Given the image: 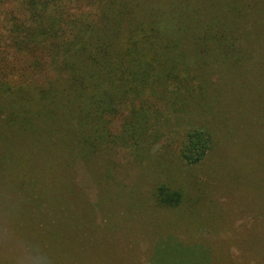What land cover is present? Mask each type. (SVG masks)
I'll use <instances>...</instances> for the list:
<instances>
[{
	"label": "rangeland",
	"instance_id": "rangeland-1",
	"mask_svg": "<svg viewBox=\"0 0 264 264\" xmlns=\"http://www.w3.org/2000/svg\"><path fill=\"white\" fill-rule=\"evenodd\" d=\"M139 1L165 16L179 0ZM204 2L207 10L198 14L204 22L228 20L224 0ZM18 3L0 6V58L23 65L29 57L7 44L4 20ZM142 8L137 13L145 16ZM256 10L248 26L242 17L235 23L229 55L220 44L195 52L190 38L179 48L192 49L178 65L188 64L191 94L174 97V112L159 105L160 134L144 144L137 161L113 145L96 155L76 147L78 126L60 97L51 100L46 118L25 130L29 91L14 87L48 77L28 68L4 77L0 60V82L13 89H0V221L12 226L20 200L43 216L56 236L49 262L40 258V264H264V0ZM122 116L113 117L112 132ZM193 128L207 131L211 145L201 161L188 164L181 146ZM24 156L36 159L35 166L19 167ZM159 185L179 192V203L158 204ZM8 230L0 238L15 237ZM0 264L19 263L0 255Z\"/></svg>",
	"mask_w": 264,
	"mask_h": 264
},
{
	"label": "trees",
	"instance_id": "trees-1",
	"mask_svg": "<svg viewBox=\"0 0 264 264\" xmlns=\"http://www.w3.org/2000/svg\"><path fill=\"white\" fill-rule=\"evenodd\" d=\"M7 1L0 0V6ZM204 1L179 0L177 5L164 8L167 13L161 16L162 9L142 8L139 0H19L17 13L7 11L5 15L7 44L26 54L29 62L22 65L17 59L0 58L5 68L3 75L15 71L22 74L28 68L33 75L48 77L42 83L29 79L14 87L29 91L26 100L31 115L22 127L26 130L32 121L46 118L52 101L60 97L59 102H67L63 107L70 106L69 118L78 126L76 142L81 145L75 143L76 147L96 155L113 145L137 161L144 144L155 141L160 134L159 105L171 112L177 109L175 96L191 94L193 80H187L188 64L178 65L190 58L192 49L187 53L179 48L190 38L195 52L202 46L205 50L220 44L226 46L229 55L235 23L242 17V25L248 26L253 15L258 14L257 4L262 2L224 0L228 20L219 21L216 16L207 24L198 16L199 10H207ZM141 8L145 16L138 15ZM179 69L182 75L177 73ZM50 71L55 78L50 77ZM9 88L0 82L2 91ZM38 108L44 112L36 113ZM119 114L123 115L122 123L114 133L112 119ZM210 145L207 131L190 129L185 134L181 156L186 163L196 164ZM33 160L37 161L24 156L18 166L23 164L24 168L31 161L35 166ZM0 195L1 209L5 195ZM154 196L158 204L165 206L180 201L179 192L165 185L157 186ZM12 211V226L0 221V236L9 228V235L15 237L0 238V255L19 264H40V258L49 262L56 234L46 227L43 216L21 200ZM125 216L132 217L128 212Z\"/></svg>",
	"mask_w": 264,
	"mask_h": 264
}]
</instances>
